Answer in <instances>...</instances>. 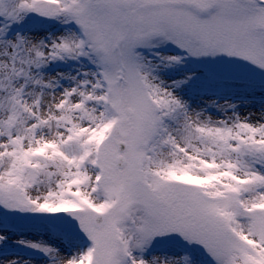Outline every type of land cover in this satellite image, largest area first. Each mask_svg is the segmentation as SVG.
Wrapping results in <instances>:
<instances>
[{
    "label": "snow or ice",
    "instance_id": "obj_1",
    "mask_svg": "<svg viewBox=\"0 0 264 264\" xmlns=\"http://www.w3.org/2000/svg\"><path fill=\"white\" fill-rule=\"evenodd\" d=\"M0 264H264V0H0Z\"/></svg>",
    "mask_w": 264,
    "mask_h": 264
}]
</instances>
